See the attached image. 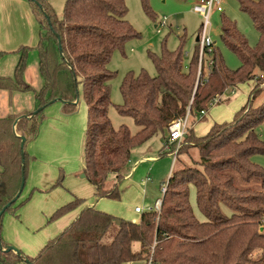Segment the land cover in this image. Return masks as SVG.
<instances>
[{
    "label": "trees",
    "instance_id": "obj_1",
    "mask_svg": "<svg viewBox=\"0 0 264 264\" xmlns=\"http://www.w3.org/2000/svg\"><path fill=\"white\" fill-rule=\"evenodd\" d=\"M26 1L40 27L35 49L44 85L35 89L26 81L32 48L21 46L14 75H0V90L33 92L35 108L0 118V212L19 192L23 170L27 177V145L38 136L40 116L45 117V109L56 99L64 103V114H75L80 85L88 108L83 172L97 197L120 199L132 150L160 133L167 142L170 123L185 116L188 109L191 118L185 141L198 149L199 158L173 171L160 211L145 212L140 221H131L86 206L36 256L3 251L9 244L1 237L0 264H148L150 260L153 264H264V167L253 160L256 154L264 155V140L258 133L264 122V100L255 105L264 90L259 86L264 84V0H238L259 32L255 46L233 21L222 18L221 39L239 56L237 69H230L215 48L209 57L212 65L203 61L199 75V41L186 61L183 36L176 49L164 45L160 55H151L156 76L145 69L124 76L123 104L117 109L133 117L140 126L136 133L125 124L116 128L109 116L115 72L108 65L117 50L124 51L127 41L140 37L126 19L125 0H66L62 18L48 2ZM142 3L153 16L149 0ZM5 54L0 51V60ZM251 80L259 82L234 120L215 123L206 135L197 136L193 124L198 113L208 110L217 95ZM40 107L44 108L34 114ZM21 136L27 137L24 153ZM187 142L178 155L190 148ZM112 176L115 180L109 184ZM192 194L203 217L198 216ZM82 203L83 199L76 198L56 210L50 220ZM112 231L113 238L107 241ZM135 243L140 244L139 250L134 249Z\"/></svg>",
    "mask_w": 264,
    "mask_h": 264
},
{
    "label": "rangeland",
    "instance_id": "obj_2",
    "mask_svg": "<svg viewBox=\"0 0 264 264\" xmlns=\"http://www.w3.org/2000/svg\"><path fill=\"white\" fill-rule=\"evenodd\" d=\"M42 1L50 4L58 18L63 17L66 0ZM199 1L200 0H149L151 9L154 12L152 16L144 8L142 0H125L128 7L126 19H128L133 27L140 33V37L127 41L124 51L117 50L113 54L108 65L109 69L115 72V77L111 81V100L113 105L109 109V116L116 128L125 124L131 129L132 133H136L140 129V126L136 124L133 117L121 114L117 109V105L123 104L121 83L128 72L133 71L134 73H139L142 69H145L151 76H156L157 69L151 55L153 53L160 55L164 45L170 50L176 49L180 45V38L183 36L186 39L184 44L186 61L192 55L197 43L196 38L203 26V17L193 10L194 4ZM27 3L29 4L28 1ZM223 7V12L217 11L216 8L212 9L209 35L214 41V47L222 54L225 64L230 69H237L241 65L239 56L221 39L223 16H226L236 24L239 31L244 34L251 46H255L258 43L259 32L255 28L251 16L241 9L238 0H224ZM161 20H165L166 25L163 28H158L157 26ZM17 30L21 37L30 36L32 34L36 36L39 32V24L37 20H34L33 24L28 21H22L17 27ZM32 50L33 49H30L29 52ZM35 50L37 51V49ZM205 57L208 59L210 55H205ZM254 81L256 84L259 82L258 80H251L241 83L236 87L229 88V91L233 88L236 90V93L230 96V101L220 102L219 105L210 107L206 110V114L204 115L198 113L199 116L197 115L198 118H196L194 122L197 123L196 129L194 130L196 134H198V136L206 135L211 128L206 132H204V130L211 119H213V123L233 121L238 111L251 99L250 94L253 88L252 85L256 87ZM259 86L263 88L264 85L260 84ZM243 100V104H236L237 101ZM263 100L264 90L258 94L255 105L260 104ZM77 101L78 110L75 114H64L62 112L64 103L62 101H55L45 109V117L42 118V116H40L41 125L38 135L42 129V125L45 124L42 130L44 134L42 138L43 142L41 141L39 144L41 148L42 145L45 147L43 149L45 150V154H43L44 158L42 159V164L47 160L48 165L54 168L57 178L56 181L53 182L49 188H45V191H32L30 188L25 189L27 184L26 180L21 196L15 204H13V209L7 210L4 213L3 219L8 215L16 214V212L28 202V198L33 196L36 191H39L42 195H51L53 193L59 195L61 191L67 190L66 188L70 186L69 183L72 180L81 182L89 181L86 177H82L85 167V135L88 125V108L83 98L81 85L80 97ZM48 108L49 110H47ZM229 108L230 110L233 109L232 112H228ZM46 110L47 112L49 111L50 115L46 114ZM53 111L54 113L52 114ZM222 111L225 112L223 113ZM258 133L264 140V122L258 127ZM185 138L183 144L187 142ZM164 141V136L160 133L158 136H154L151 140L135 148L131 155V163H129L125 169V173L131 172V177L126 178L124 176L120 184V189L122 191L121 198H100L101 201L109 203L108 208H110V210L126 212L127 214L123 217L133 221L128 217L132 214L131 211L137 214L136 207L140 206L145 213L149 211L150 207L156 206V202L164 196L161 188L162 183L168 181L174 170L187 165L191 166L193 165V160L199 158L198 149L191 147V144L189 145L188 142L187 144L190 148H186L180 155L175 156V152L168 150V145H166ZM172 147L174 148V146ZM149 155H153L155 159L151 160L146 157ZM143 157H145V159L140 161ZM253 160L264 167L263 154L254 155ZM134 167L136 168L133 170ZM147 177L150 178V181H148V184L145 186L142 183L147 180ZM110 178L115 180V176ZM28 192L29 194L24 197V194ZM37 201L38 200H36V203ZM191 201L198 216L203 217L197 210L195 194H192ZM105 212L119 216V214L114 213V211ZM141 216L142 213H139V217ZM114 233L115 231L110 233L107 241L112 240ZM139 247V243L134 244L135 250H139ZM258 255L259 252H256L255 256Z\"/></svg>",
    "mask_w": 264,
    "mask_h": 264
},
{
    "label": "crops",
    "instance_id": "obj_3",
    "mask_svg": "<svg viewBox=\"0 0 264 264\" xmlns=\"http://www.w3.org/2000/svg\"><path fill=\"white\" fill-rule=\"evenodd\" d=\"M34 20L36 21V17L33 14L31 6L27 3L26 0H0V51L6 52V54L0 60V75L13 76L15 68L21 56L20 53L17 52V50L21 46L31 47L33 50L28 54L25 79L35 89H40L44 85V79L42 78V74L40 72L39 56L37 54V51L35 50L39 41L40 27L38 35L36 36L32 34L30 36L21 37L19 36L17 30V27L22 21H28L33 24ZM254 84H256L255 81ZM252 87L253 91L255 85H252ZM235 93V88L230 89V91L228 89L220 97L221 100L216 105H219L220 102L228 101L230 99V96ZM251 95L252 92L250 96ZM243 102L244 100L237 101L236 104L241 105L243 104ZM34 108L35 95L33 92H9L8 90H0V118L7 117L10 114H23L25 112L33 111ZM47 110H49V108ZM47 110L46 114L50 115L49 111L47 112ZM229 110L228 112H232L233 109H231L230 111ZM222 112L224 113L225 111ZM53 113L54 111L52 112V114ZM215 123H213V119H211L207 123L204 132L212 128ZM196 126L197 123H194V130L196 129ZM44 127L45 124L42 125V129L40 130L38 137L30 141L27 145V151L31 159L28 163L26 179L27 184L25 189L30 188V190L32 191H45V188H49L57 179L56 172L54 168L48 165V161L45 160L42 164V159L44 158L43 154H45V150L43 149L45 147H43L42 145L41 148L39 144L42 141L44 135L42 133ZM196 135L198 136V134ZM134 150L135 148L132 150V153L134 152ZM146 157L151 160L155 159L153 155H149ZM144 159L145 157L141 158L140 161H143ZM135 168L136 167H134L133 170ZM130 173L124 172L125 177H131ZM148 181L150 180H148L147 177V180L143 181L142 184L146 186L148 184ZM113 182L114 179H112L109 184H112ZM69 184L70 186L66 188L67 190L61 191L59 195H56L54 193L51 195H42L39 191H36L33 196L28 198V202H26V204H24L22 208L16 212V214H11L5 217L3 219L1 227V235L3 240L9 245H13L14 247L18 248L20 251H22L23 255L36 256L40 252V250L47 244V242L57 237L68 225H70V223L86 206H91L99 210L103 209L105 211H114V213L119 214V216L122 215L120 216L122 218H124L123 216L127 214L126 212L122 211L117 212V210H110V208H108L109 203H106V201H101L102 198L100 199L99 197H97L96 189L93 184L90 183V181L81 182L72 180ZM29 192L25 193L24 197L27 196ZM76 198L83 199V203L79 207L71 210L58 219L50 220L56 210H58L61 206L74 201ZM36 200H38L37 203ZM154 207L155 206L150 207V209ZM131 213L132 214H130V216L128 217H130L133 221H140L142 216L139 217V212L136 211L137 214H134V212L131 211ZM141 213L143 214L144 212L142 211L140 212V214ZM20 264L26 263L22 262Z\"/></svg>",
    "mask_w": 264,
    "mask_h": 264
},
{
    "label": "built area",
    "instance_id": "obj_4",
    "mask_svg": "<svg viewBox=\"0 0 264 264\" xmlns=\"http://www.w3.org/2000/svg\"><path fill=\"white\" fill-rule=\"evenodd\" d=\"M223 1L224 0H200L199 2H196L193 6V10L203 17V26L202 29L199 33V54H200V59H199V75L201 73L202 67H203V61L207 64V66L212 65V60L209 58L206 59L205 55H211L215 49L214 47V41L212 40L211 36L209 35V29L211 26V21H210V15L212 9L216 8L217 11H224L223 7ZM166 25L165 20H161L160 23L158 24L159 27H164ZM222 96V95H221ZM220 95H217L211 102H210V107L215 106L221 99ZM206 114V110H202L200 112V115ZM190 109H188L187 113L185 116L180 117L178 119L173 120L170 125H169V139L166 142L167 149L175 152V156L178 155V151L183 145L184 138L187 134V131L190 126ZM172 146H175L174 148ZM150 180V178H148ZM167 185L168 181L162 183V192L165 194L167 190ZM163 199V198H162ZM162 199H160L156 206L149 211L152 210H158L160 211L161 205H162ZM137 212H142L143 209L141 207H136ZM264 229V226H263ZM148 264H153L152 261L150 260Z\"/></svg>",
    "mask_w": 264,
    "mask_h": 264
},
{
    "label": "water",
    "instance_id": "obj_5",
    "mask_svg": "<svg viewBox=\"0 0 264 264\" xmlns=\"http://www.w3.org/2000/svg\"><path fill=\"white\" fill-rule=\"evenodd\" d=\"M38 3V1H36ZM39 4V3H38ZM58 36V34H57ZM59 37V36H58ZM200 37L197 36L196 40L197 42L199 41ZM59 48H60V51H62V43H61V40H59ZM59 100V99H56V101ZM60 101V100H59ZM78 101H75V103H77ZM52 104V103H51ZM44 107H40L38 108L34 114H37L38 112H40ZM26 117L30 118L31 116H27L25 115ZM21 117L17 118L15 120V123H14V127L15 125L17 124V122L19 121ZM21 139H22V142H21V148L23 150V153H24V148H25V144H26V141H27V137L26 136H21ZM24 173L25 171L23 170V177H22V180H21V185H20V189H19V192L17 193V195L13 198V200L8 203L0 212V217L5 213L6 209L11 205V203L17 201V199L21 196L23 190H24V187H25V184H26V177L24 176ZM83 177H85V174H83ZM261 230L263 231V227H261ZM1 232H0V240H1ZM0 247L2 248V245L0 244ZM3 251H15L18 255L20 256H24L22 254V252L20 250H18L16 247H14L13 245H9L7 248H2ZM130 264H145L144 262L142 261H133L131 262Z\"/></svg>",
    "mask_w": 264,
    "mask_h": 264
}]
</instances>
